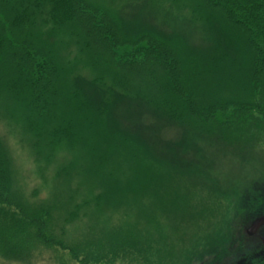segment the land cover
Segmentation results:
<instances>
[{
  "label": "rangeland",
  "instance_id": "1",
  "mask_svg": "<svg viewBox=\"0 0 264 264\" xmlns=\"http://www.w3.org/2000/svg\"><path fill=\"white\" fill-rule=\"evenodd\" d=\"M85 1L124 40H168L181 72L199 80L185 81L188 96L168 98L177 104L167 109L170 82L157 64H120L129 45L112 49L63 18L49 38L61 84L101 80V90L142 101L116 110L112 123L87 119L88 131L66 140L47 123L30 130L14 93L0 92L11 194L40 211L43 227L36 241L0 252V264H264V224L249 234L264 219V90L246 80L242 40H219L175 0ZM40 20L49 35L50 9ZM229 63L240 66L237 77L205 75Z\"/></svg>",
  "mask_w": 264,
  "mask_h": 264
},
{
  "label": "trees",
  "instance_id": "2",
  "mask_svg": "<svg viewBox=\"0 0 264 264\" xmlns=\"http://www.w3.org/2000/svg\"><path fill=\"white\" fill-rule=\"evenodd\" d=\"M175 2L182 7L189 6L196 13L195 20L201 18L205 21L211 32L215 36L219 35V40L230 37L242 40L248 64L245 68L250 73L246 80L255 86L256 91L264 90V0ZM47 9H50L54 18V21H49L53 25L49 35L42 30L40 33L37 27V21L42 22L40 18ZM57 16L59 20H56ZM63 18L66 22L74 20L93 41L112 49L129 45L130 51L124 53L120 64H157L170 82L169 95L163 103L167 109L177 104L175 101H168V98L172 99L177 94L188 96L183 92L190 87L185 85V81L190 85L198 79L181 72L177 49L168 40L151 33H142L141 36L135 34L124 40L125 37L118 33V23L109 14L85 0H0V92L7 90L14 93V97L21 103L30 130L37 131L41 124L47 123L60 139L67 140L73 132L79 135L88 131L84 125L87 119L112 123L116 110L122 109L119 113L125 110L128 112L131 104L142 101L139 96L125 98L112 90V87L101 90L105 86L101 80L83 83L80 88L74 85L78 81L67 89L61 84L63 75L56 68L54 45L49 38L56 36V30L60 27L58 23ZM43 24L46 25V22H42ZM225 59L231 58L226 56ZM233 64H225L226 69L223 68L222 71L212 66L210 73L205 75L225 76L230 70L233 77H237L240 66ZM211 80L216 79L212 77ZM154 86H159L161 92L166 89L161 80ZM137 130L141 131L142 128L137 127ZM8 165L5 149L0 142V252H6L14 248V245L36 241L35 238L39 239L43 233L40 211L29 212V207H23L24 203L12 196Z\"/></svg>",
  "mask_w": 264,
  "mask_h": 264
},
{
  "label": "water",
  "instance_id": "3",
  "mask_svg": "<svg viewBox=\"0 0 264 264\" xmlns=\"http://www.w3.org/2000/svg\"><path fill=\"white\" fill-rule=\"evenodd\" d=\"M262 224H264V219L258 221L257 223L254 224L252 229L249 231V234L257 230Z\"/></svg>",
  "mask_w": 264,
  "mask_h": 264
},
{
  "label": "flooded vegetation",
  "instance_id": "4",
  "mask_svg": "<svg viewBox=\"0 0 264 264\" xmlns=\"http://www.w3.org/2000/svg\"><path fill=\"white\" fill-rule=\"evenodd\" d=\"M260 228H263V227H260ZM260 228H259V229H257V231H256V232H258V231L260 230ZM262 261H264V260H262Z\"/></svg>",
  "mask_w": 264,
  "mask_h": 264
}]
</instances>
